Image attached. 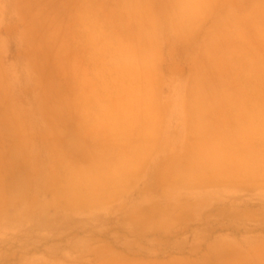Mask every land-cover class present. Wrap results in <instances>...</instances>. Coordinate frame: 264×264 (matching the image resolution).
<instances>
[{
  "label": "rangeland",
  "instance_id": "374dc122",
  "mask_svg": "<svg viewBox=\"0 0 264 264\" xmlns=\"http://www.w3.org/2000/svg\"><path fill=\"white\" fill-rule=\"evenodd\" d=\"M133 2L0 0V264H264V127L216 176L179 168L191 151L177 131L131 167L113 127L136 113L137 95V114L176 130L191 73L200 96L217 99L205 120L261 126L264 114L241 112L264 86V0H213L195 21L137 16L129 6L170 2ZM146 62L157 68L148 90L134 70ZM75 165L114 181L91 184Z\"/></svg>",
  "mask_w": 264,
  "mask_h": 264
},
{
  "label": "bare ground",
  "instance_id": "6f19581e",
  "mask_svg": "<svg viewBox=\"0 0 264 264\" xmlns=\"http://www.w3.org/2000/svg\"><path fill=\"white\" fill-rule=\"evenodd\" d=\"M133 1V0H132ZM195 1V0H194ZM129 2V1H128ZM134 2H135V0H134ZM133 2V3H134ZM138 3V2H137ZM140 3V2H139ZM126 4H127V2H126ZM196 4V3H195ZM129 5V4H128ZM127 5V6H128ZM130 5H132V4H130ZM136 5V4H135ZM139 5V4H138ZM141 5V4H140ZM129 7H131V6H129ZM128 7V8H129ZM138 7V6H137ZM142 7V6H141ZM132 8V7H131ZM130 8V9H131ZM136 8V7H135ZM134 8V9H135ZM140 9V8H139ZM138 10V9H137ZM144 10V9H143ZM135 11V10H134ZM133 11V12H134ZM145 11V10H144ZM144 11H141L140 12V10H139V12L140 13H144ZM140 15V14H139ZM138 16V15H137ZM143 16V15H142ZM146 17V16H145ZM148 17V16H147ZM144 19V18H143ZM131 20V19H130ZM133 21V20H132ZM134 21H135V19H134ZM138 21V20H137ZM141 22V21H140ZM248 64H249V62H248ZM253 65V64H252ZM248 66V65H247ZM146 67H148V64L146 65ZM248 67H250L251 68V65L250 66H248ZM247 68V67H246ZM250 68H248V69H250ZM149 69V68H148ZM255 69V68H254ZM248 71V70H247ZM246 71V72H247ZM250 71V70H249ZM248 71V72H249ZM253 72V71H252ZM246 75V74H245ZM249 76H251V75H249ZM83 78V77H82ZM262 80V79H261ZM260 81V80H259ZM201 83V82H200ZM200 85V84H199ZM256 89L255 90H257L256 91V93L258 94V97L256 98L257 100H258V103H259V105L257 106V107H252V109L254 110V112L256 113V114H253L252 113V109L250 108V110H252L251 112H248V111H250L248 108H247V105H246V108H247V111H245L246 110V108L244 107V111H243V113L241 112V114H245V115H243V116H249V117H253V118H261L260 117V114H264V86L262 85V84H257L256 86ZM195 88V87H194ZM221 89H223V88H221ZM215 91H216V93H217V91H222V90H217V89H214ZM227 90V88H225V91ZM230 92H228V91H226L227 93H231V91H233L234 92V90H230V89H228ZM235 91H236V89H235ZM195 92H196V96H195V101H193V103L191 104V106L190 107H188V111H189V114H201V115H199L200 117H198V116H196V117H198L199 119H197L196 120V122H194L193 123V119L195 118V116L193 117V118H191V122H190V125H191V128H192V130H194L195 131V138H196V140H195V142L192 144V145H189V146H187V150H189V151H191V154H187V155H185L184 154V156L183 157H181L180 158V162L179 163H177L178 164V166H179V168L181 167V166H188L191 170H192V172L194 171L195 173H199L200 171H201V168H207V170L209 171V174L211 175V176H216V175H220V174H226V172H228V168L230 169V167L232 166V165H235V164H237V163H239L238 161H242V159L244 160L245 158H246V155L244 154L241 158H239V157H237V155H239L238 153H237V155H236V148H239L240 149V151H241V148H245V144L248 142V140H251V139H249L250 138V136L252 135V134H255V131H256V134H262L263 135V128L262 127H264V120L262 121V123H261V126H260V122H258L256 125H255V123H254V126L253 127H251L246 121H244V120H241V121H239V122H234V123H230V122H226V121H219V123L217 122V121H215V120H217V119H215V120H213V121H210V122H207V121H205L204 119H203V117H204V114H206V113H202L203 111H206L207 109H206V102H213V103H215V101L217 100V99H215V97H214V99H204V97H203V94H202V96H200V90L198 89L197 91L195 90ZM223 92H224V90H223ZM232 92V93H233ZM239 92V91H238ZM238 92H235L234 94H237ZM138 93V92H137ZM240 93V92H239ZM136 94V93H135ZM139 94V93H138ZM219 94V93H218ZM221 94V93H220ZM134 95V94H133ZM221 96V95H220ZM227 96V95H226ZM243 96H244V94L242 95V98H243ZM222 97V96H221ZM242 98H240V100L242 99ZM244 99L246 100V98L244 97ZM244 99H243V101H244ZM134 101V100H133ZM221 101V100H220ZM225 101H227V102H229V103H231L232 101H235V103H239V102H236L237 100H235L234 98H232V97H230V96H228V98H227V100H225ZM231 101V102H230ZM247 101V100H246ZM223 103V102H222ZM211 104V103H210ZM215 105V104H214ZM214 105H213V107H214ZM229 105H231V104H229ZM251 106H252V104H250ZM112 106V105H111ZM232 108H233V110H236V109H234V106H236V104H232ZM241 106V105H240ZM83 107V106H82ZM229 107V106H228ZM237 107V110H238V106H236ZM235 107V108H236ZM243 107H242V109L241 110H243ZM98 108H101V107H98ZM116 108V107H115ZM114 108V110H116ZM127 108V107H126ZM146 108V107H145ZM231 108V107H230ZM254 108H256V109H254ZM258 108V109H257ZM102 109V108H101ZM107 109H108V107H107ZM119 109V108H118ZM128 109V108H127ZM127 109H125V107H124V110H127ZM141 109V108H140ZM140 109H138V107H137V109L135 110L136 111V113L135 114H137V110H138V112H139V110ZM214 109H215V107H214ZM213 109V110H214ZM119 110H121V109H119ZM118 110V111H119ZM142 110H143V108H142ZM236 110V111H237ZM256 110V111H255ZM98 111V110H97ZM117 111V112H118ZM122 111H123V109H122ZM128 111V110H127ZM126 111V112H127ZM218 111V110H217ZM258 111V112H257ZM99 112V111H98ZM125 112V111H124ZM110 113L112 114V112L110 111ZM119 114H120V112H118ZM221 113V112H220ZM258 113V114H257ZM101 114H104V113H101ZM114 114H115V112L113 111V116H114ZM117 114V113H116ZM209 114V113H208ZM233 114H240L239 112H234ZM105 115H106V113H105ZM216 115V114H215ZM235 116V115H234ZM234 116H232V117H234ZM240 116V115H239ZM262 116V115H261ZM264 116V115H263ZM262 116V117H263ZM105 117H107V116H104V118ZM115 117V116H114ZM192 117V116H191ZM207 117V116H206ZM236 117H238V116H236ZM235 117V118H236ZM241 117V116H240ZM103 118V119H104ZM234 118V119H235ZM247 118V117H246ZM264 118V117H263ZM262 118V119H263ZM105 119H107V118H105ZM109 119V118H108ZM111 119V118H110ZM109 119V120H110ZM144 119V118H143ZM219 119V118H218ZM136 121L138 120V118L137 119H135ZM238 120H240L239 118H238ZM252 120V119H251ZM105 121V120H104ZM108 121V120H107ZM106 121V122H107ZM250 121V120H249ZM106 122H105V124H106ZM112 122H114V121H112ZM117 122V121H116ZM140 122V121H139ZM109 123V122H108ZM115 123V122H114ZM133 123V122H132ZM138 123V122H137ZM136 123V124H137ZM143 123H144V120H143ZM193 123V124H192ZM251 123H253V121L251 122ZM115 124H118V123H115ZM128 124H129V122H128ZM133 124H135V123H133ZM139 124V123H138ZM147 124V123H146ZM148 124H150V123H148ZM107 125V124H106ZM106 125H104V127L105 128H108V127H110V126H106ZM111 125V124H110ZM112 125H114V124H112ZM112 125H111V127H112ZM119 125V124H118ZM140 125V124H139ZM258 125H259V127H258ZM114 127V126H113ZM117 127V126H116ZM261 127V128H260ZM115 128V127H114ZM118 128H120L121 130L123 129V128H121V126L119 127L118 126ZM258 128V130H259V128H260V131H258L257 132V129ZM133 129V128H132ZM138 129H140L139 127H138ZM146 129H148V128H146ZM261 129L263 130V131H261ZM118 130V129H117ZM120 130V131H121ZM144 130V129H143ZM150 131H151V129H149ZM110 131V130H109ZM112 131V134H113V131L114 130H111ZM115 131H116V129H115ZM140 131H142V130H140ZM139 131V132H140ZM146 131V130H145ZM150 131H149V133H150ZM193 131V132H194ZM105 132H106V130H105ZM190 132V131H189ZM107 133V132H106ZM145 133V132H144ZM148 133V132H147ZM111 134V133H110ZM116 134V133H115ZM118 135V134H117ZM130 135H133L132 133L130 134ZM139 135H141V133L139 134ZM139 135L138 136H136V138H138L139 137ZM261 135V136H262ZM127 136H129V135H127ZM152 136V135H151ZM150 136V137H151ZM118 137H119V135H118ZM146 137H148V135H146L145 137H142V138H146ZM255 137V136H254ZM130 138H132V137H130ZM140 138V137H139ZM142 138H141V140H142ZM261 138V137H260ZM148 139V138H147ZM151 139V138H150ZM126 141V140H125ZM137 141V140H136ZM252 141V140H251ZM264 141V140H263ZM128 142V141H127ZM143 142V141H142ZM151 142V141H150ZM126 143V142H125ZM138 143V142H137ZM144 143H145V141H144ZM127 144H129V143H127ZM140 144H142V143H140ZM132 145V144H131ZM135 145V144H134ZM136 147V146H135ZM129 148V147H128ZM137 148V147H136ZM142 148L143 147H141V150H142ZM145 148V147H144ZM250 148V147H249ZM249 148H246V150L247 149H249ZM130 149V148H129ZM133 149V148H132ZM238 149V150H239ZM237 150V151H238ZM250 150H251V148H250ZM127 151V150H126ZM145 151V150H144ZM133 152V151H132ZM251 152H252V150H251ZM134 153V152H133ZM144 153V152H143ZM142 153V154H143ZM240 154L242 153V151L241 152H239ZM243 153H245V152H243ZM137 154V153H136ZM249 154V153H248ZM254 155H255V153H254ZM257 155V154H256ZM260 155V154H259ZM262 155H263V153H262ZM132 156H133V154H132ZM123 158L124 157H122V161H124V160H126L125 158H124V160H123ZM132 158V157H131ZM250 158H252V156H251V154H250V157H249V159ZM256 158V157H255ZM257 158H259V157H257ZM184 160H188L187 161V163H185V162H182V161H184ZM238 160V161H237ZM128 161H131V159L130 160H128ZM252 160H250V162H251ZM255 161H257L256 159H255ZM259 161H261L262 163H263V161L261 160V159H259ZM249 162V161H248ZM111 163V162H110ZM124 163V162H123ZM126 163L128 164V162L126 161ZM132 163V162H131ZM97 164V163H96ZM184 164V165H183ZM254 164H255V162H254ZM83 165V164H82ZM81 165V166H82ZM90 165H93L94 167H97V169L100 167V168H102L101 167V165H94L93 163L91 164L90 163ZM90 165H87V167H89ZM103 165V164H102ZM105 165V164H104ZM118 165H121V163L120 164H118ZM126 165V164H125ZM125 165H124V167H125ZM130 165V164H129ZM248 165H249V163H248ZM78 166H80V165H78ZM78 166H74V167H72L71 169H74L75 170V172L77 171L76 170V168L77 169H79L78 168ZM84 166H86V165H84ZM84 166H82L80 169L83 171V173H84V171L87 173L86 175H87V177H89L90 176V178H88V179H91V177L92 178H94V177H96V178H94L92 181H91V184H92V182L93 181H106V183H110L111 181H112V179L113 178H110V180L109 179H106L105 177H104V174H105V172H107L108 171V169L107 168H103V170H100V171H96V169L94 170V168H92L93 169V171H94V173H93V171L91 170V172L94 174V177H93V174H89L90 173V170H88L87 169V167H86V169H83V168H85ZM111 166V168H112V165H110ZM106 167V166H105ZM114 167H115V165L113 164V169H114ZM131 167H133V166H131ZM250 166H248L247 168H249ZM80 169H79V171H78V173H77V175H80V173H82V171L80 172ZM89 169H90V167H89ZM113 169H111L112 171H117V169H118V167H117V169L115 170H113ZM110 170V171H111ZM121 170H123V168L121 169ZM73 171V170H72ZM123 171H125V170H123ZM83 173H82V175H83ZM127 174V173H126ZM77 175H74V178H75V176L78 178V176ZM86 175L84 176L85 177V179H87L86 178ZM89 175V176H88ZM129 175V174H128ZM132 175V174H131ZM73 176V175H72ZM223 176V175H222ZM80 177H82V176H80ZM80 177L78 178L79 180H80ZM109 177V176H108ZM72 178V177H71ZM78 180V181H79ZM83 180H84V178H83ZM82 180V181H83ZM71 181H72V179H71ZM70 181V183H72ZM81 181V182H82ZM89 181V180H88ZM88 181H85V182H87L88 183ZM100 181H99V183H100ZM113 181H114V179H113ZM90 183V182H89ZM94 183V182H93ZM96 183H98V182H96ZM72 184H74V183H72ZM103 185V184H102ZM105 185V184H104Z\"/></svg>",
  "mask_w": 264,
  "mask_h": 264
},
{
  "label": "crops",
  "instance_id": "0c3cea01",
  "mask_svg": "<svg viewBox=\"0 0 264 264\" xmlns=\"http://www.w3.org/2000/svg\"><path fill=\"white\" fill-rule=\"evenodd\" d=\"M166 1H169L170 3H167L166 5L162 4L160 11H157L151 4L145 3V4H141V5L137 4V5L131 6L132 8H131L130 12H133L135 10L134 11L135 15L140 14L141 16L142 15L143 16L154 15L155 17H159V16L162 17V16H169V15L172 17L182 16V17H186V18L180 19V20L195 21L196 19L192 18V17H196L200 14V7L204 6V5H206L207 7H210L211 1H213V0H195V1L194 0H180L181 2L179 5H178V0H166ZM202 1L204 3H202ZM175 5H178L175 8V10H170V7H173ZM139 10H140V12L144 11V13H140ZM177 10H179V11H177ZM171 20L175 21V19H171ZM143 21H166V20L163 18H157V19H145ZM148 52L150 53V59L154 61V57L156 56V51L154 52V50H150ZM154 62L153 63H147V62L146 63H138V64H136L135 69H134V70H136V72L138 74V80H144V81H142L143 83L146 82L144 85V87H146V90H148L149 86H153V84L157 83V77H156V74L154 72L155 69H157V68L154 66ZM147 64H148V67H146ZM188 78L190 80H188ZM192 79H193V81H191ZM195 80L196 79L194 78V75L192 76V73L187 77V79L183 80V81H187V82L191 81L193 83L191 90H193L194 98L191 100H188V101H195V96H196L195 90L196 91L198 90L200 79L197 80L196 83H195ZM149 82H150V84H149ZM189 90H190V88H189ZM135 96H136V98L134 99L135 103L138 104L137 107H138V109H140L141 105L139 104V101H137V95H135ZM178 100H179V103L182 102L181 98H178ZM140 111H142V110L140 109ZM147 115H152L155 117L149 118V117H147ZM158 115L159 114H130V116L126 120V122H125V120H121L119 122V125L115 124L114 127H116V126L120 127L121 126V128H123V129L121 130L119 128V131L121 130L120 132H118L119 137L117 136V134H115L116 132L114 133V139H115L114 144L115 145L119 144L120 150H122L123 152L126 150L129 152V158L128 159L129 160L131 159V161L129 163L130 166L138 167L140 165H143V163H145L147 161V156H146L147 152L154 149V147H153L154 143L159 145L160 142H165L166 135H169L171 138V133H174L176 131L179 132V134L182 136V141L185 144V146L186 145L187 146L192 145L195 142V140H196L195 134H194L195 131L192 130L190 122L192 121L191 118H193L194 116H195V118L193 119V123L196 122V120L199 119L198 117H200L199 115H201V114H195V115L194 114H178L179 115V117H178L179 123H178V125H176V130H173L172 132H166L164 130V126H163L164 120H162V118L159 119L157 117ZM206 115L211 116V114H204V116H206ZM196 116H198V117H196ZM137 118H138V120L136 121L135 119H137ZM203 119H204V117H203ZM143 120H144V123H143ZM213 120L208 119V121L207 120H205V121L210 122ZM128 122H129V124H128ZM132 122L135 124H133ZM148 123H150V124H148ZM138 127L140 129H138ZM146 128H148V129H146ZM149 129H151V131ZM140 130H142V131H140ZM149 131H150V133H149ZM131 133L133 135H130ZM140 133H141V135H139ZM127 135H129V136H127ZM138 135L140 138L139 137L136 138V136H138ZM146 135H148V137H146L145 139L142 138V137H145ZM130 137H132V138H130ZM141 138H142V140H141ZM144 141H145V143H144ZM167 142H170V141H167ZM127 143H129V144H127ZM140 143H142V144H140ZM141 147H143L142 150H141ZM132 154H133V156H132ZM134 175L136 176V172L132 173L131 177H133Z\"/></svg>",
  "mask_w": 264,
  "mask_h": 264
}]
</instances>
